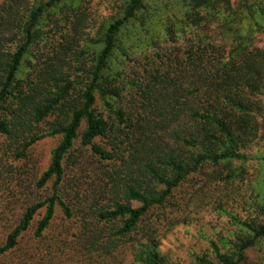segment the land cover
Here are the masks:
<instances>
[{
    "label": "trees",
    "instance_id": "trees-1",
    "mask_svg": "<svg viewBox=\"0 0 264 264\" xmlns=\"http://www.w3.org/2000/svg\"><path fill=\"white\" fill-rule=\"evenodd\" d=\"M11 1L18 9L20 0ZM81 2L36 0L22 16L6 2L1 10L0 135L21 147L18 158L44 139L60 143L37 183L43 189L53 182L51 196L27 208L0 247V260L19 246L41 210L37 238L60 208L66 219L77 212L95 230L92 249L115 250L142 233L135 262L172 264L148 235L150 214L207 168L226 167V176L212 173L214 181L232 183L244 176L247 162L264 167V152L248 151L264 130L257 100L264 95V0H123L97 38L87 32ZM51 25L52 38L45 31ZM155 27L164 30V42L195 38L156 53L160 62L126 81L125 70L112 67L117 54L130 58L129 50L154 45ZM102 139L112 140L111 149L97 142ZM77 145L106 166L75 211L64 199V182ZM254 192L250 219L232 216L239 231L222 238L221 247L211 242L213 259L198 257L199 264H264V175ZM251 252L259 255L256 262Z\"/></svg>",
    "mask_w": 264,
    "mask_h": 264
},
{
    "label": "rangeland",
    "instance_id": "rangeland-1",
    "mask_svg": "<svg viewBox=\"0 0 264 264\" xmlns=\"http://www.w3.org/2000/svg\"><path fill=\"white\" fill-rule=\"evenodd\" d=\"M35 1L20 0L17 9L11 0H0V16L5 15L1 14L5 2L12 4L16 13L19 11L22 16L24 10ZM122 1L82 0V17L88 21L90 30L87 32L92 37L97 38V31L104 20L119 13ZM238 1L233 0L234 3ZM154 29L151 32V37L156 41L154 45L146 43L134 51L129 50L130 58L117 54L112 67L115 71L125 70L123 77L127 78L126 81L135 78L134 71L142 74L145 69L153 67V61L160 62L156 59V53L164 56V50L178 49L187 39L195 38L194 35L188 34L177 44L164 42V30H159L158 27ZM45 31L46 37H54L52 25ZM70 34L73 35V31ZM85 35L87 34H84V37ZM135 35H138L139 39L143 37L141 33ZM60 36H56L53 41L61 42ZM9 46L13 50L15 42ZM32 52L37 54L38 49L34 47ZM257 100L264 107V95ZM98 106L102 111L101 105ZM121 106L119 104V107ZM111 141L102 139L97 142L111 149ZM59 143V137L44 139L32 146L24 157L18 158L17 153L21 147L0 135V247L19 224L27 208L51 196L53 182L43 189H38L37 183L48 169L52 152ZM248 151L254 156L264 152V130H260L258 139ZM73 154L72 162H67L69 167L66 168L64 199L76 211L80 207L78 203L81 199L91 195L92 191L88 193V190L96 187L95 173H98L99 169L103 170L106 164L101 167L97 165V161L90 157V152L79 148L78 145ZM240 166L236 164L235 167ZM242 167L245 168L244 176L232 183L214 181L212 173L217 171L218 174L226 176L229 172L226 167L215 170L207 168L185 182L166 208L150 214L145 224L150 233L148 235L156 240L159 251L166 255L172 264H199L197 258L204 256L213 259L211 242L221 247L222 238L231 237L234 232L239 231L232 216L239 222L250 219L253 209L249 207V203L254 198L257 180L264 175V167L259 162H247ZM105 203L103 201V204ZM138 206V203H133V207ZM45 213V209L38 213L30 230L20 239L19 246L1 259L0 264H137L134 259V246L138 241H143L142 233L133 235L131 240L121 242L115 250L92 249L90 243L95 230L89 232V227H84L77 212L74 218L66 219L58 208L51 227L43 237L37 238L35 232ZM97 228H102V225ZM249 256L250 260L256 262L259 255L251 252Z\"/></svg>",
    "mask_w": 264,
    "mask_h": 264
}]
</instances>
